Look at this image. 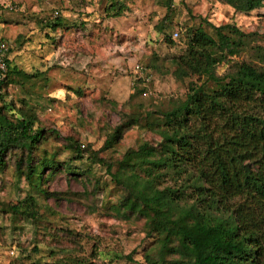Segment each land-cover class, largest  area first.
Masks as SVG:
<instances>
[{
	"label": "rangeland",
	"instance_id": "1",
	"mask_svg": "<svg viewBox=\"0 0 264 264\" xmlns=\"http://www.w3.org/2000/svg\"><path fill=\"white\" fill-rule=\"evenodd\" d=\"M111 1L0 0V40L27 74L13 75L6 98L32 104L49 137L39 157L61 166L39 192L17 172L20 155H8L0 172V264H146L159 238L147 217L116 211L127 191L114 174L129 150L160 146L164 115L191 85L206 83L175 75L173 59L186 52L189 30L203 27L215 37L213 27L235 25L246 35L217 68L220 77L242 64L264 67V6L246 14L221 0H174L169 8L166 0H118L127 10L111 17ZM56 18L64 25L53 31L47 25ZM166 19L171 26L161 32ZM126 123L122 139L104 150ZM29 196L34 215L23 205Z\"/></svg>",
	"mask_w": 264,
	"mask_h": 264
},
{
	"label": "trees",
	"instance_id": "2",
	"mask_svg": "<svg viewBox=\"0 0 264 264\" xmlns=\"http://www.w3.org/2000/svg\"><path fill=\"white\" fill-rule=\"evenodd\" d=\"M166 1L169 8L174 0ZM221 1L246 14L264 6V0ZM126 10L118 0L107 8L111 17ZM163 21L161 32L171 26ZM63 25L56 18L47 27L57 31ZM213 28L215 37L203 27L189 30L186 52L173 59L178 78L201 76L206 83L191 85L186 99L164 115L160 146L129 150L114 174L127 191L116 211L147 217L159 238L158 254H146V264H264V67L242 64L234 74L218 76L217 68L237 54L246 35L235 25ZM3 42L9 53L0 81V172L8 155L18 154L17 172L45 192L61 166L54 157H39L49 137L37 126L32 104L20 99L17 106L6 98L13 75L27 74L13 64L12 49ZM208 82L214 87L207 88ZM131 125L115 128L103 149H112ZM71 146L81 153L78 144ZM168 180L173 185L164 186ZM24 204L34 215L35 199L29 196ZM167 256L176 259L168 262Z\"/></svg>",
	"mask_w": 264,
	"mask_h": 264
},
{
	"label": "built area",
	"instance_id": "3",
	"mask_svg": "<svg viewBox=\"0 0 264 264\" xmlns=\"http://www.w3.org/2000/svg\"><path fill=\"white\" fill-rule=\"evenodd\" d=\"M8 53H9L8 44L4 42L0 43V81L5 78L6 72L8 71V64L6 60Z\"/></svg>",
	"mask_w": 264,
	"mask_h": 264
}]
</instances>
